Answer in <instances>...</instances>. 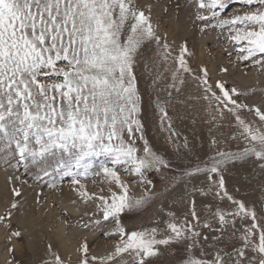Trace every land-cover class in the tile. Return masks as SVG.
Wrapping results in <instances>:
<instances>
[{"label":"snow or ice","instance_id":"6c2138e0","mask_svg":"<svg viewBox=\"0 0 264 264\" xmlns=\"http://www.w3.org/2000/svg\"><path fill=\"white\" fill-rule=\"evenodd\" d=\"M173 2L179 30L182 5L180 0ZM173 2L162 9L164 14ZM187 4L197 31L216 32L217 39L236 47L235 59L228 65L250 62L264 71V0H187ZM234 4L240 7L225 15ZM154 7L138 0H0V165L5 170L23 168L34 181L48 178L56 191L70 177L75 196L82 203H94L102 219L114 223L110 232L103 233L117 237L112 250L91 255L84 240L76 249V264H175L174 250L180 248L185 253L181 264H264V199L240 198L242 188L264 196V97L250 104L242 99L249 93L223 79L212 83L206 65L194 71L189 60L195 52L188 39L169 42L168 33L154 22ZM153 44L155 56L165 64L171 59L175 66L169 89L179 94L184 74L190 75L202 88L198 99L206 102L213 122L225 114L234 118L246 143L242 150H221L211 137L210 146L216 151L209 162L177 175L174 161L154 149L134 71ZM218 71L226 75L229 66L219 65ZM171 90L169 99L158 97L155 102L158 130L166 133V143L183 159L197 146L174 127L169 114ZM98 156L106 161L97 171L92 159ZM249 160L258 165L257 172L244 169L230 175L238 163L243 168ZM119 167L145 186L141 195L132 194ZM150 171L162 178L159 191L148 178ZM200 174L205 181L191 183ZM96 177L108 184L106 193L103 188L89 192L82 182L92 178L95 183ZM7 179L11 185L13 177ZM11 194L14 198L0 215V224L10 232L6 264H21L12 241L23 234L13 230L11 222L20 208L16 198L21 191L12 187ZM149 208L159 216L155 226L132 231L125 227L124 216ZM61 215L67 216V211L61 209ZM84 215L89 216L87 222L82 217L76 221L81 228H95L101 222L95 213ZM70 219L61 221L65 228ZM46 248V258L39 264H73L51 243Z\"/></svg>","mask_w":264,"mask_h":264},{"label":"rangeland","instance_id":"374dc122","mask_svg":"<svg viewBox=\"0 0 264 264\" xmlns=\"http://www.w3.org/2000/svg\"><path fill=\"white\" fill-rule=\"evenodd\" d=\"M138 2L141 4L151 2L155 5L154 22L158 21L160 23L161 32L168 33L169 42L174 40L176 44H179L184 38L188 39L189 48L195 52V56L189 60L194 71H197L200 65H206L211 73L212 83L217 79H223L229 86H234L241 92L249 93L246 98L242 97V99H246V102L250 104L258 103L264 97V71L251 66L250 62L237 64L235 68L228 65L229 59H235L236 47L225 44L222 37L217 39L216 32L201 34L197 31L190 19L193 10L188 6L187 0H180L182 7L179 30L174 20L173 0H138ZM170 2H173V6L169 8L168 14H164L162 9ZM239 7V4L232 5L225 15ZM225 50L231 52L232 56L229 57ZM222 64L229 66V72L226 75L218 71V66ZM174 67L171 59L165 64L159 57L155 56V45L153 44L148 46L144 58L138 61L134 71L142 97V107L144 109L142 115L146 121L150 143L154 149L174 161L176 174L178 175L184 168L196 165L203 166L209 162L210 157L216 151L215 148L210 146L211 137H215L219 141L221 150H242L246 143L242 137H239L240 129L237 128L231 115L225 114L223 120L212 121V113L208 110L206 102L198 99L203 94L202 88L190 75L184 74L185 84L179 94L169 89L168 86L172 83L171 72ZM251 89L256 90L254 94H251ZM170 90L172 91V97L169 114L173 117L174 127L182 136H187L197 146L195 153H190L183 159L175 154L173 147L169 148L170 145H167L166 133L158 130V114L155 109V102L158 97L160 100L169 99L167 93ZM243 115L246 119H253L248 113ZM234 135L237 136L236 139H233ZM105 161L104 156L94 157L92 163L95 170L98 171V166ZM244 169L257 172L258 165L254 163V160H249L241 168L238 163L236 168L231 169L230 175L236 176L238 171L243 172ZM119 170L122 178L129 181L132 194L141 195L145 186L133 182L135 178L127 176L122 167H119ZM9 176L13 177L11 185L7 179ZM16 177L20 179L17 180ZM148 178L153 180L159 191L162 187L160 174L150 171L148 172ZM95 180L96 182L93 183V179L88 178L82 182L86 184L89 192H98L99 189L103 188L106 193L108 184L101 182L103 178L96 177ZM204 181V174H200L191 183L202 184ZM49 183L48 178L34 181L31 176L24 173L23 168L19 170L8 168L5 170V167L0 165V185L4 187H2L4 189L3 194L0 192V215L5 213L14 198L11 194V188L18 187L21 191V196L16 198L20 201V208L14 212L11 221L13 230L19 229L23 234L20 240L13 239L12 241V244L16 246V259L21 264H39L41 259L46 258V245L51 243L53 249L58 251L65 260L71 257L73 264H76L79 255L76 253L77 251H75V254L64 251L70 240L66 242V246H63L64 249L57 240L58 226L61 221L69 218H71L69 221L70 226L64 227V231L69 234L71 241H74L75 250L79 247L80 242L87 240L91 255L103 256L110 252L117 237H107L103 233L110 232L114 227V223L111 220L105 222L94 203H82L75 196L70 188V177L63 179L60 191L50 188ZM240 198H246L248 201H258L264 199V196L259 191L249 189L245 192L242 188ZM37 199L40 201L39 204H37ZM72 199H77L75 205L71 203ZM169 206H171V201H169ZM61 209H65L68 215L62 216ZM85 213L89 215L95 213V218L101 221L100 224L95 228H81L76 221L82 217L84 222H87L89 216H85ZM157 219H159V216L156 215L155 208H149L139 214L124 216L122 222L129 231H132L155 226L154 221ZM9 235V230L3 224H0V264H6L9 259L7 251ZM174 252L172 259L175 260V264H181V260L185 255L183 249L180 248L174 250Z\"/></svg>","mask_w":264,"mask_h":264},{"label":"bare ground","instance_id":"6f19581e","mask_svg":"<svg viewBox=\"0 0 264 264\" xmlns=\"http://www.w3.org/2000/svg\"><path fill=\"white\" fill-rule=\"evenodd\" d=\"M153 125V124H152ZM155 127V126H154ZM152 129V128H151ZM197 143V142H196ZM164 145V144H161ZM169 145V144H167ZM166 145V146H167ZM162 148H164L162 146ZM168 148V147H167ZM169 148H172V146L170 145ZM165 149V148H164ZM167 150V149H166ZM3 186L0 185V192L3 194L4 189H2ZM4 188V187H3ZM0 193V194H1ZM44 219V218H43ZM34 223V222H33ZM29 226V225H28ZM60 226V227H59ZM58 226V235H57V240L59 242V244L61 245L62 249H64L63 246H66V242L70 240L69 245L66 246V249L64 251L66 252H71L72 254H75V248H74V241H71V237H69V234L65 233V229L64 226L60 223V225ZM42 231V230H41ZM91 235V234H90ZM72 236V235H71ZM37 237V236H36ZM76 244V243H75ZM76 247V246H75ZM77 253V252H76Z\"/></svg>","mask_w":264,"mask_h":264}]
</instances>
